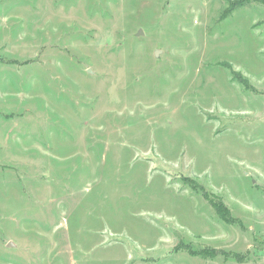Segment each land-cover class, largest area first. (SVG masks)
<instances>
[{
    "label": "rangeland",
    "instance_id": "374dc122",
    "mask_svg": "<svg viewBox=\"0 0 264 264\" xmlns=\"http://www.w3.org/2000/svg\"><path fill=\"white\" fill-rule=\"evenodd\" d=\"M238 1L0 0V264H264V0Z\"/></svg>",
    "mask_w": 264,
    "mask_h": 264
},
{
    "label": "trees",
    "instance_id": "16d2710c",
    "mask_svg": "<svg viewBox=\"0 0 264 264\" xmlns=\"http://www.w3.org/2000/svg\"><path fill=\"white\" fill-rule=\"evenodd\" d=\"M244 5L243 0H240L237 2L236 6H231L229 7V9L227 10L225 16H228L229 12L233 11L234 9L241 7ZM228 13V14H227ZM190 181V180H188ZM192 182V181H191ZM194 183V182H192ZM196 184V183H194ZM201 192L203 194V196H205V198L209 201V203L211 204V206L213 207L214 211H216L217 216L219 217V219H221L223 222L227 223V224H231V225H235V223H237V220L233 218L232 213L230 210H228L226 208V206L224 205V203L219 199H214L211 198L207 192L202 191ZM219 254V252L214 251V250H203L202 255L204 257H216Z\"/></svg>",
    "mask_w": 264,
    "mask_h": 264
},
{
    "label": "water",
    "instance_id": "95a60500",
    "mask_svg": "<svg viewBox=\"0 0 264 264\" xmlns=\"http://www.w3.org/2000/svg\"><path fill=\"white\" fill-rule=\"evenodd\" d=\"M142 33H143V31H142V30H140V32H139V35H140V34H142ZM156 55H157V54H156ZM89 72L91 73V70H89Z\"/></svg>",
    "mask_w": 264,
    "mask_h": 264
}]
</instances>
